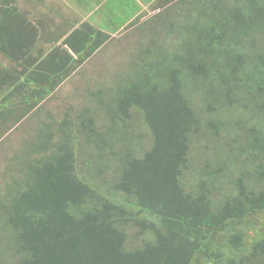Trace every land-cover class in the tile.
Segmentation results:
<instances>
[{"label": "trees", "instance_id": "obj_1", "mask_svg": "<svg viewBox=\"0 0 264 264\" xmlns=\"http://www.w3.org/2000/svg\"><path fill=\"white\" fill-rule=\"evenodd\" d=\"M180 4L55 113L108 35L0 0V264H264V0Z\"/></svg>", "mask_w": 264, "mask_h": 264}, {"label": "crops", "instance_id": "obj_2", "mask_svg": "<svg viewBox=\"0 0 264 264\" xmlns=\"http://www.w3.org/2000/svg\"><path fill=\"white\" fill-rule=\"evenodd\" d=\"M12 3L37 27V38L42 40L45 51L53 45L66 47L64 38L84 24L108 35L102 49L110 41L122 38L137 41L151 31L161 30L165 10L173 17L181 5L180 0H12Z\"/></svg>", "mask_w": 264, "mask_h": 264}, {"label": "rangeland", "instance_id": "obj_3", "mask_svg": "<svg viewBox=\"0 0 264 264\" xmlns=\"http://www.w3.org/2000/svg\"><path fill=\"white\" fill-rule=\"evenodd\" d=\"M147 27L149 30V25H147ZM129 40L132 41V39ZM129 40L127 38H122L120 40L110 41L108 46H105L103 49L99 48L61 84L59 90L55 92L56 94L54 93V95L45 102L47 108L56 113L63 110L69 103L80 100L79 90L77 91L76 88L80 87L82 82L91 80V78L92 82L89 81L88 87H90L89 85L94 83V81L98 83L99 78H95L102 71L103 73L112 74V78H114L116 75L115 71L125 64L126 59L130 57L127 53L131 50H127L126 46ZM26 120L27 119L22 120L24 126L18 129H11L9 135L7 133V135L10 136L9 138H6L8 137L6 135V137L0 139V169L3 167L5 161L9 159L12 149L16 147L19 140L28 136L24 128L30 124L26 122Z\"/></svg>", "mask_w": 264, "mask_h": 264}]
</instances>
